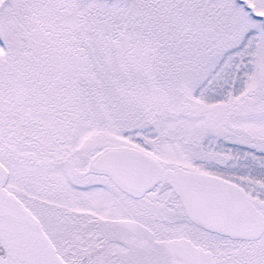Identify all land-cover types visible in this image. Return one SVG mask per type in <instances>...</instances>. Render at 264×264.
<instances>
[{
  "label": "snow or ice",
  "instance_id": "1",
  "mask_svg": "<svg viewBox=\"0 0 264 264\" xmlns=\"http://www.w3.org/2000/svg\"><path fill=\"white\" fill-rule=\"evenodd\" d=\"M0 264H264V0H0Z\"/></svg>",
  "mask_w": 264,
  "mask_h": 264
}]
</instances>
